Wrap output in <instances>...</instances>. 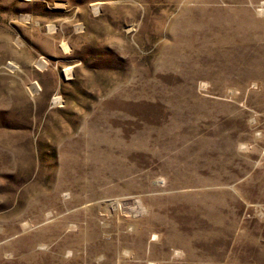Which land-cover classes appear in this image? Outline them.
I'll use <instances>...</instances> for the list:
<instances>
[{
  "label": "rangeland",
  "instance_id": "1",
  "mask_svg": "<svg viewBox=\"0 0 264 264\" xmlns=\"http://www.w3.org/2000/svg\"><path fill=\"white\" fill-rule=\"evenodd\" d=\"M0 264H264V0H0Z\"/></svg>",
  "mask_w": 264,
  "mask_h": 264
},
{
  "label": "bare ground",
  "instance_id": "2",
  "mask_svg": "<svg viewBox=\"0 0 264 264\" xmlns=\"http://www.w3.org/2000/svg\"><path fill=\"white\" fill-rule=\"evenodd\" d=\"M39 66H44L45 65V62H43V60H41L39 63ZM70 73H69V69H67L66 71H65V75L66 76H68ZM54 102L56 103L57 102V99H54Z\"/></svg>",
  "mask_w": 264,
  "mask_h": 264
}]
</instances>
